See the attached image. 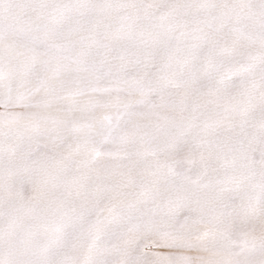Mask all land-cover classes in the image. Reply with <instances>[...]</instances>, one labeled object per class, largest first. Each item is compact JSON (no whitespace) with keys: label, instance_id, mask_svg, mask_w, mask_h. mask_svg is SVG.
<instances>
[{"label":"snow or ice","instance_id":"obj_1","mask_svg":"<svg viewBox=\"0 0 264 264\" xmlns=\"http://www.w3.org/2000/svg\"><path fill=\"white\" fill-rule=\"evenodd\" d=\"M0 264H264V0H0Z\"/></svg>","mask_w":264,"mask_h":264}]
</instances>
